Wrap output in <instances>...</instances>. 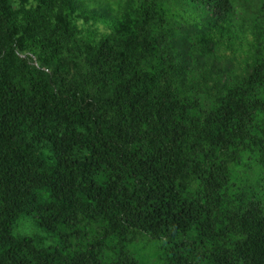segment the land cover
<instances>
[{"label": "trees", "instance_id": "16d2710c", "mask_svg": "<svg viewBox=\"0 0 264 264\" xmlns=\"http://www.w3.org/2000/svg\"><path fill=\"white\" fill-rule=\"evenodd\" d=\"M148 263L264 264V0H0V264Z\"/></svg>", "mask_w": 264, "mask_h": 264}, {"label": "rangeland", "instance_id": "374dc122", "mask_svg": "<svg viewBox=\"0 0 264 264\" xmlns=\"http://www.w3.org/2000/svg\"><path fill=\"white\" fill-rule=\"evenodd\" d=\"M109 2H111L113 5L116 4V0H109ZM104 3L107 4V1H105ZM242 11L251 13V12L255 11V8L253 6H251V7L248 6L247 8H243ZM240 12L241 11H239V13ZM240 17L241 16L239 15L238 18H240ZM251 19L252 18H249V20H251ZM34 230L35 229H34V226L32 225L31 220L29 218H24L19 222V227L17 228L16 232L19 234H31ZM142 240H145V239H142ZM138 246H140L146 250V249L150 248L151 244L148 242H144V243H138ZM140 253H143V252H141V250H140ZM149 258H152V257L149 256ZM148 264H154V263H148Z\"/></svg>", "mask_w": 264, "mask_h": 264}]
</instances>
